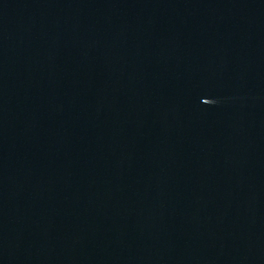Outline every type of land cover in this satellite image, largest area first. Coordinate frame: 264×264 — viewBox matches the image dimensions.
Listing matches in <instances>:
<instances>
[{"label":"water","instance_id":"obj_1","mask_svg":"<svg viewBox=\"0 0 264 264\" xmlns=\"http://www.w3.org/2000/svg\"><path fill=\"white\" fill-rule=\"evenodd\" d=\"M0 264H264V0H0Z\"/></svg>","mask_w":264,"mask_h":264}]
</instances>
